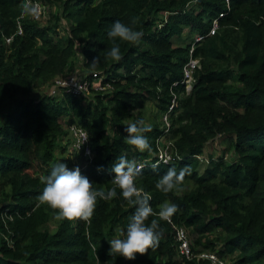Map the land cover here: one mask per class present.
Masks as SVG:
<instances>
[{
    "label": "trees",
    "instance_id": "trees-1",
    "mask_svg": "<svg viewBox=\"0 0 264 264\" xmlns=\"http://www.w3.org/2000/svg\"><path fill=\"white\" fill-rule=\"evenodd\" d=\"M21 5L22 0H0V109L17 93L42 90L45 79L72 56L74 38L84 67L101 72L112 89L91 97L41 94L35 101L18 100L2 117L0 264H118L120 259L124 264H207L173 259L166 221H159L163 235L156 248L134 260L110 256L108 240L115 232L122 238L120 231H126L135 211L119 189L110 201L98 198L90 222L57 220L56 212L37 200L45 187L41 178L60 162L70 170L79 167L95 189L113 187L117 158L142 161L155 151L162 134L161 123L148 124L152 130L144 135L151 152L125 142V128L137 120L131 118L134 102L147 98L163 112L174 95L169 138L180 158L144 165L137 186L151 195L154 212L165 202L179 206L171 223L187 230L192 251H199L198 246L220 256L238 251V264H264V0H65L62 8L73 25L70 37L57 43L49 39L47 27L20 16ZM163 12L164 17L157 16ZM213 18L217 27L207 35ZM116 20L143 34L137 44L116 40L122 55L118 62L106 59L112 47L107 32ZM17 22L21 33H16ZM197 36L201 38L195 41ZM190 56L199 66L185 94L181 69ZM228 80L242 88L229 91ZM230 106L241 108L243 116L229 111ZM245 115L253 119L248 123ZM59 118L86 130L89 158L67 150ZM218 133L230 135L236 158L228 163L208 154L198 163L204 143ZM185 166L191 172L183 191L165 194L155 187L170 167L179 172ZM216 230L226 234L218 248V239L205 237Z\"/></svg>",
    "mask_w": 264,
    "mask_h": 264
},
{
    "label": "clouds",
    "instance_id": "clouds-1",
    "mask_svg": "<svg viewBox=\"0 0 264 264\" xmlns=\"http://www.w3.org/2000/svg\"><path fill=\"white\" fill-rule=\"evenodd\" d=\"M20 15L22 18H38L41 15V8L33 0H24L21 5ZM135 23V21H133ZM142 33L134 30L133 27L116 20L112 23L107 32V36L112 41V47L106 53V59L120 61L122 55L116 40L137 44ZM93 68L99 64V57H94L90 63ZM151 126L147 125L143 119H137L130 123L125 131L127 136L125 142L134 147L139 152H151L152 148L146 135L150 132ZM87 137L83 138V142ZM168 163L167 160H164ZM154 168L157 165L153 166ZM142 165H138L135 160H129L125 155L117 158L111 171L114 173L112 179L113 187L95 189L93 183L81 174L79 167L70 170L66 164L58 163L53 166L50 175L42 177L45 184L43 191L38 195L37 200L41 205H47L56 212L57 220L67 219L69 221L82 220L90 222L94 215L98 198L110 201L117 197V189L123 199L129 205L135 206V211L129 218L126 231H120V237L108 240L110 244V256H121L127 260H134L136 254L144 255L150 249L158 246L163 235L159 228V221L170 222L174 214L179 211V206L165 202L158 212H154L150 205L151 195L145 192L136 184V177L142 172ZM98 168L97 171H102ZM191 169L187 166L177 172L175 167H170L167 172L158 179L155 187L162 193L173 191H183V184L186 175ZM150 217H156L149 221Z\"/></svg>",
    "mask_w": 264,
    "mask_h": 264
},
{
    "label": "built area",
    "instance_id": "built-area-1",
    "mask_svg": "<svg viewBox=\"0 0 264 264\" xmlns=\"http://www.w3.org/2000/svg\"><path fill=\"white\" fill-rule=\"evenodd\" d=\"M24 0H22V3ZM33 3L38 4L41 8V15L38 18H31L37 22L42 21L46 13V2L42 0H33ZM222 13L218 14V18L221 17ZM21 16V15H20ZM217 27V18L211 20L210 27L208 29L207 35L213 34ZM16 33H21V27L19 23L16 24ZM201 37H195V41L199 40ZM9 38L5 40L9 41ZM191 51V50H190ZM198 59L192 58L191 56L182 66V77H183V91L185 94L189 92L193 82V72L198 68ZM101 72L98 71H88L86 76L81 75H67L62 78L54 80L51 87L47 91V95L57 96L64 93L71 94L72 96L84 95L89 89L99 91L104 93L103 90L107 88L106 92L112 89V84L106 80L105 76L100 75ZM175 96V95H174ZM173 96L171 103L168 105L167 109L160 114L162 134L155 140V151L145 157L142 161L136 162L138 165H150L175 162L179 160V154L176 148L169 138V110L174 107L175 97ZM63 127L66 129L65 141L68 144V151L71 152H81L85 157H90L91 150L88 143V135L85 129L76 125L75 123H68L67 120L64 121ZM87 137V140L82 143L83 138ZM197 157V156H196ZM171 227V235L174 241V251L175 256L179 260H189L195 259L199 261H205L207 264H238L235 260H230L228 256H220L216 251H192L190 248V241L187 230L181 225L172 224L171 221L167 222Z\"/></svg>",
    "mask_w": 264,
    "mask_h": 264
},
{
    "label": "rangeland",
    "instance_id": "rangeland-1",
    "mask_svg": "<svg viewBox=\"0 0 264 264\" xmlns=\"http://www.w3.org/2000/svg\"><path fill=\"white\" fill-rule=\"evenodd\" d=\"M64 2L65 0H48L46 3L47 7H46V13H45L44 18L42 19V21L36 23L37 26L39 27H47L49 31L48 37L49 39H51L53 43L55 42L57 43L61 39L70 37L69 29L73 25V23L70 18L65 16V12L63 11V8H62L63 7L62 4ZM165 15H166V12H163V13H159L157 16L164 17ZM73 40H74V44H73L72 56L69 59H65L63 62V65L61 67L56 68L57 70L54 71V73H52L49 77L45 79V83H44L42 90H39L36 93L34 92L33 94H28V95H22V94L17 93L12 98L6 100V102L3 104V106L0 109V121L2 117L5 115V113L11 110L15 106L18 100L35 101L37 98H39L41 94H46L49 87H51V85L53 84L54 80L58 78H62L67 75H73V74L81 75V76L87 75V71L89 70L83 65L82 55L80 52V45L78 41L75 40V38ZM10 43L11 41L5 40L4 38L3 44L5 48H8ZM37 46H39V44H37ZM44 57H45L44 53H41L40 58L43 59ZM225 84L229 86L228 88L229 91H232L233 89L242 88V84L235 80H228ZM106 91H107V88L103 90V92H106ZM92 94H94V90L89 89L87 93L81 96L91 97ZM228 110L239 113L240 117L243 116L241 108L235 109L232 106H230L228 107ZM160 114L161 112L156 110L151 100L146 98V99H142L140 101L138 100L134 102V108L131 111V118L143 119L147 125L148 124H158V123H161ZM244 118H245V121L248 123L250 120L253 119L251 115H245ZM65 120L66 118H59V122H60V125H62V127H63ZM159 125L161 126V124ZM229 137L230 135L228 134L218 133L215 136L208 138L206 142L204 143L202 152L196 157L198 163L203 162L205 158L208 156V154H210L211 157L213 158L217 156H221L224 161L228 163L232 162L236 158V156L234 154L233 149L230 146ZM171 140L173 144H175L174 139H171ZM192 186L193 184L191 182L187 183L188 188H191ZM47 228L50 230L54 228V219L48 223ZM115 233L116 234L114 237L117 238L118 236L116 235H118V233L117 232ZM205 237L208 239H218L215 241L216 247L218 248L221 244L220 240L225 238L226 234H223L219 232L218 230H216L213 233L206 235ZM201 249L203 248L199 246L196 248V250H201ZM226 256H228L230 260L238 261V251H234L233 253L226 255ZM173 259L181 261L178 258H176L175 255H173ZM122 261L123 259H120L118 264H124Z\"/></svg>",
    "mask_w": 264,
    "mask_h": 264
}]
</instances>
